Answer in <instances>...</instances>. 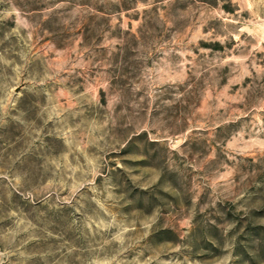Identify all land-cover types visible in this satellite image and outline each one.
Returning a JSON list of instances; mask_svg holds the SVG:
<instances>
[{
	"label": "rangeland",
	"instance_id": "rangeland-1",
	"mask_svg": "<svg viewBox=\"0 0 264 264\" xmlns=\"http://www.w3.org/2000/svg\"><path fill=\"white\" fill-rule=\"evenodd\" d=\"M0 264H264V0H0Z\"/></svg>",
	"mask_w": 264,
	"mask_h": 264
}]
</instances>
